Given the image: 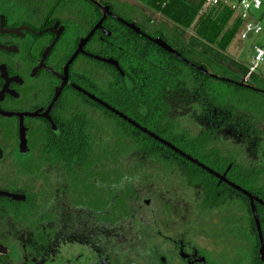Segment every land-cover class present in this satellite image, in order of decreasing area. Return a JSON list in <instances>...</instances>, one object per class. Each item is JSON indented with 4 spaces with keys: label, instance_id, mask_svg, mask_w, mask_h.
Segmentation results:
<instances>
[{
    "label": "flooded vegetation",
    "instance_id": "1",
    "mask_svg": "<svg viewBox=\"0 0 264 264\" xmlns=\"http://www.w3.org/2000/svg\"><path fill=\"white\" fill-rule=\"evenodd\" d=\"M86 1L0 0V264H264L263 130L204 103L201 77L186 85L147 37L162 28L150 32L111 3L94 0L111 14L70 59L103 15ZM124 135L179 168L154 171L174 187L147 200L145 219L93 210L91 194L77 192L84 162L122 168L107 148ZM220 141L229 156L209 150Z\"/></svg>",
    "mask_w": 264,
    "mask_h": 264
},
{
    "label": "trees",
    "instance_id": "2",
    "mask_svg": "<svg viewBox=\"0 0 264 264\" xmlns=\"http://www.w3.org/2000/svg\"><path fill=\"white\" fill-rule=\"evenodd\" d=\"M59 1L64 4L66 0ZM139 1L148 9L171 22L177 29H191L192 32L188 40L177 35H164L161 31L157 32L156 36L168 42L170 46L180 50L189 61L202 66L217 76L241 83V75L245 72L244 67L234 62L224 53L230 41L237 34L239 27V23L234 17V12L227 4L219 2L213 6L205 5V0ZM84 2L87 1L84 0ZM89 4L95 8L93 4ZM98 16L96 15L95 19ZM167 58H170L171 62L174 61V64L170 65L171 69L176 67L175 65L178 66L175 71L182 75L186 85L191 86L195 76L203 78H200L201 87L203 91L207 92L206 96L208 97V99L204 100V103L218 106L222 111L221 117L230 113L241 120H246L247 123H251L258 132L262 130L264 132V72L261 75H253L246 83L247 87L239 86L206 77L174 56L167 55ZM177 77L172 72L171 79L173 82ZM215 84H226V88L218 90L219 88H216ZM252 87L255 89H252ZM233 97L236 99L235 103L233 102ZM190 127L191 124L188 123L187 128ZM108 134L115 137L114 127H109ZM128 138L131 142L126 141ZM124 140L125 142L123 143L116 142V145L119 146L111 145L108 142L109 146L107 148L109 157L123 155L122 168L120 163L116 162L117 160L113 162L112 158L95 163L84 162L86 169L77 167V192L85 195L87 193L91 194L93 210L106 207L109 212L113 210V212L122 213L123 217L131 218L129 215L134 213L136 217L145 219L148 217V212L151 213L150 207L146 204L150 198V192L145 188L144 182L139 184V181L142 179L147 180L148 171H161L165 169V166L168 167L169 165L167 164V166L150 157L154 155V152L150 151V145L141 144L140 142L138 144L132 143V138L125 135ZM111 142L115 141L112 140ZM216 148L219 149L221 155L226 154V156H229L228 143L220 141L217 147L216 145L209 146L211 152L216 151ZM86 153L87 155L95 153L100 155L99 152H88V149L85 148L83 154ZM130 154L144 155L150 157V159L140 160L136 164L132 159L130 160ZM136 167H138V171ZM169 169L178 170L179 168L173 165ZM120 171L122 172L120 173ZM107 188L108 190H106ZM89 190L90 192H88ZM96 197L105 198V200L100 199L97 201L95 200Z\"/></svg>",
    "mask_w": 264,
    "mask_h": 264
},
{
    "label": "rangeland",
    "instance_id": "3",
    "mask_svg": "<svg viewBox=\"0 0 264 264\" xmlns=\"http://www.w3.org/2000/svg\"><path fill=\"white\" fill-rule=\"evenodd\" d=\"M100 1L111 3L112 8L119 7L120 8L118 10L119 13L125 18L140 17V19H142L140 20V24L146 27L150 32H153L157 28L158 29L162 28L163 32L166 35L168 36L177 35L178 37L184 38L186 40H188L189 36L192 34L191 29H187V30L177 29L176 26H174L171 22L161 17V15H159L158 13L148 9L139 0H100ZM117 1H121V2H117ZM254 39H250V38L241 39L237 33L230 41L224 53L227 56H229L234 62L242 65L245 69L246 63L249 62L250 56L252 55V46L255 44ZM225 85L226 84H217V85L215 84L214 86L216 88H219L218 90H224L226 88ZM233 102L234 103L236 102V99L234 97H233ZM154 176H155L154 171H148V177H146L147 180L142 179L139 181V184L144 182V184L146 185L145 188L148 190V192H150V197H152L159 188L162 189V187H174L172 183H169L168 181L162 182V179H155L156 177L154 178ZM165 180L167 179L165 178ZM136 183H138V181H136ZM106 228L109 227H105L104 229ZM126 228L129 230L128 227ZM96 229L95 228L91 229L92 235L96 233ZM123 229L126 230L125 227H123ZM121 231L119 230V233H121ZM123 233L125 234L126 232L123 231Z\"/></svg>",
    "mask_w": 264,
    "mask_h": 264
},
{
    "label": "built area",
    "instance_id": "4",
    "mask_svg": "<svg viewBox=\"0 0 264 264\" xmlns=\"http://www.w3.org/2000/svg\"><path fill=\"white\" fill-rule=\"evenodd\" d=\"M227 4L239 23L237 33L241 39H254L252 55L246 63L241 83H248L253 75L264 72V0H205V5ZM249 34L250 37H249Z\"/></svg>",
    "mask_w": 264,
    "mask_h": 264
},
{
    "label": "water",
    "instance_id": "5",
    "mask_svg": "<svg viewBox=\"0 0 264 264\" xmlns=\"http://www.w3.org/2000/svg\"><path fill=\"white\" fill-rule=\"evenodd\" d=\"M92 2H94L95 4H97L100 9L102 10L103 12V15L101 17V19L98 21V23L94 26V28L87 34V36L85 38H83L80 43L78 44V48L77 50L75 51V53L73 54V56L70 58L72 59L77 53H79L81 51V47L83 45V43L85 41H87V39L93 34L94 30L101 27L100 26V23L103 21V19H105L106 15L108 14H111V12L109 11V7L108 6H101L98 2L94 1V0H91ZM125 23V22H124ZM127 24V23H125ZM130 27H132L136 32L140 33V34H143L139 29L138 27H136L135 25L133 24H129ZM108 34V33H107ZM145 35V34H143ZM251 34H249V37H250ZM150 40H152L153 42H155V44H157L159 47H161L162 49L168 51L169 53H171L173 56H176L178 57L179 59L183 60L184 62H186L187 64H189L190 66L194 67L196 70H198L199 72L205 74V75H208L210 76L211 78H214V79H218V80H221V81H224V82H229V83H232V84H236V85H239V86H246V84L244 83H239V82H236V81H233V80H230L228 78H224V77H219L215 74H211L209 73L205 68H203L202 66H197L191 62H189L188 60L184 59L183 57H181V55L175 50L173 49L167 42H165L163 39H161L160 37H155V38H151L149 36H147ZM107 62L111 63L112 60L108 59L106 60ZM114 63V62H113ZM252 89H255L252 87ZM258 90V89H256ZM260 91V90H259ZM107 108L113 112H115L116 114H118L120 117L124 118V119H127L124 115H122L121 113L117 112L116 110H113L112 108H110L109 106H107ZM128 121H130L129 119H127ZM134 125L136 127H138L139 129H141L142 131L144 132H147L146 129L142 128L141 126H138L137 124L134 123ZM22 131V130H21ZM23 132V131H22ZM151 137L157 139V140H160L162 143L166 144L167 146L171 147L172 149L176 150L173 146H171L169 143H166V142H163V140H161L159 137H157L156 135H154L153 133H149L147 132ZM20 139L24 140V137H23V133L21 134L20 136ZM177 151V150H176ZM181 155H183L180 151H178ZM187 158L191 159L190 157L187 156ZM192 160V159H191ZM194 161L195 163H197L199 166L203 167L204 169H206L207 171H209L210 173L214 174L215 176H218L222 179L221 176H219L217 173H214L211 169L207 168L206 166L202 165L201 163L197 162L196 160H192ZM238 188V187H237ZM242 193L246 194L249 196L250 198V202L252 204V210L254 212V206H253V203H252V199L253 197L248 194L246 191L242 190ZM257 200V199H256ZM259 202H261L260 200H257ZM254 218L257 220V216L254 212ZM256 224L258 225L257 221H256ZM259 230V228H258Z\"/></svg>",
    "mask_w": 264,
    "mask_h": 264
}]
</instances>
